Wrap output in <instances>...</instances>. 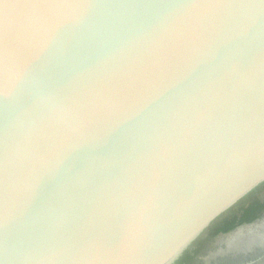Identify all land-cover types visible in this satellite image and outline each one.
<instances>
[{
	"label": "water",
	"instance_id": "obj_1",
	"mask_svg": "<svg viewBox=\"0 0 264 264\" xmlns=\"http://www.w3.org/2000/svg\"><path fill=\"white\" fill-rule=\"evenodd\" d=\"M42 2L0 38V238L182 264L264 189V31L243 0Z\"/></svg>",
	"mask_w": 264,
	"mask_h": 264
},
{
	"label": "flooded vegetation",
	"instance_id": "obj_2",
	"mask_svg": "<svg viewBox=\"0 0 264 264\" xmlns=\"http://www.w3.org/2000/svg\"><path fill=\"white\" fill-rule=\"evenodd\" d=\"M246 217H253V219L249 221ZM233 222L237 223L236 226L226 230ZM236 232L243 233L240 234L242 239H240L241 244L239 247L222 254L216 253L220 241L224 243L222 238L229 237V235ZM198 254H207L209 257L206 261L210 260V257L213 259L218 258L219 263L228 261L225 264H240L248 261H257L255 264H264V189L249 197L235 208L228 217L212 226L208 235L203 238L184 261L196 259L199 256ZM228 254L229 256L226 258ZM201 264L207 263L203 261Z\"/></svg>",
	"mask_w": 264,
	"mask_h": 264
},
{
	"label": "snow or ice",
	"instance_id": "obj_3",
	"mask_svg": "<svg viewBox=\"0 0 264 264\" xmlns=\"http://www.w3.org/2000/svg\"><path fill=\"white\" fill-rule=\"evenodd\" d=\"M43 4L42 0H0V38L7 42L10 30L14 24L23 23L22 17L16 20L10 18L7 11L10 6L28 9L42 6ZM243 4L252 10L250 13L251 24L259 25L261 31H264V0H243ZM168 6L170 5H157L153 0H142V7L146 9L145 18L162 11L164 7ZM256 9H259L258 13L255 11ZM261 90L264 93V82L261 83ZM240 103L243 105L246 102L241 100ZM41 195L44 194L42 193ZM21 257V249L11 241L7 234L0 238V264H21ZM31 258L34 259L35 257ZM41 258L52 261L53 264H75L77 253L71 248H67L52 252Z\"/></svg>",
	"mask_w": 264,
	"mask_h": 264
},
{
	"label": "rangeland",
	"instance_id": "obj_4",
	"mask_svg": "<svg viewBox=\"0 0 264 264\" xmlns=\"http://www.w3.org/2000/svg\"><path fill=\"white\" fill-rule=\"evenodd\" d=\"M240 234H243L241 232H236L233 233L231 235H229V237H223L222 240L224 241V243L222 241H220L219 243V247H217L216 249V253L218 254H222L223 252H227V251H231L232 249L238 248L240 243V239L239 237H242ZM222 249H224L225 251H223ZM228 258V256L226 257Z\"/></svg>",
	"mask_w": 264,
	"mask_h": 264
},
{
	"label": "trees",
	"instance_id": "obj_5",
	"mask_svg": "<svg viewBox=\"0 0 264 264\" xmlns=\"http://www.w3.org/2000/svg\"><path fill=\"white\" fill-rule=\"evenodd\" d=\"M246 219L250 221L253 219V217L252 218L246 217ZM243 222H245V221H243ZM236 224L237 223L233 222L226 230H230L231 228H234L236 226ZM239 238H241V237H239ZM198 255H199L198 258H196V259L193 258L191 261H183L182 264H201L203 261L207 264H210V263L218 264L219 263L217 261L218 258H216V257L214 259L212 257H210L211 259L206 261L209 257L207 254H198ZM227 256H229V254ZM188 262H190V263H188ZM225 262H228V261H225ZM225 262L221 261L219 264H225Z\"/></svg>",
	"mask_w": 264,
	"mask_h": 264
}]
</instances>
